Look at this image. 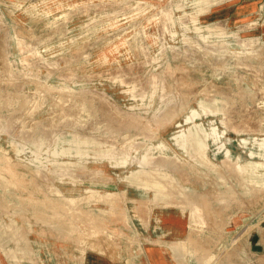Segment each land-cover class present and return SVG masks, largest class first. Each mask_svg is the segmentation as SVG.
Wrapping results in <instances>:
<instances>
[{
  "label": "rangeland",
  "instance_id": "rangeland-1",
  "mask_svg": "<svg viewBox=\"0 0 264 264\" xmlns=\"http://www.w3.org/2000/svg\"><path fill=\"white\" fill-rule=\"evenodd\" d=\"M166 213L264 264V0H0V264H139Z\"/></svg>",
  "mask_w": 264,
  "mask_h": 264
},
{
  "label": "crops",
  "instance_id": "crops-1",
  "mask_svg": "<svg viewBox=\"0 0 264 264\" xmlns=\"http://www.w3.org/2000/svg\"><path fill=\"white\" fill-rule=\"evenodd\" d=\"M169 213L163 215L166 216ZM157 215V214H156ZM168 219L171 224L165 223L159 228L147 227L139 230V239L145 240L144 257L138 258L139 264H188L189 258H176L187 255L193 249L192 244H189L190 226L188 218L183 214H170ZM150 223V222H149ZM260 242L264 246V229L260 228ZM263 230V231H262ZM204 250V249H203ZM193 252V251H192ZM93 264H128L129 259H111L94 253ZM133 259L132 261H134ZM202 260L199 261V264ZM136 263V260H135Z\"/></svg>",
  "mask_w": 264,
  "mask_h": 264
}]
</instances>
